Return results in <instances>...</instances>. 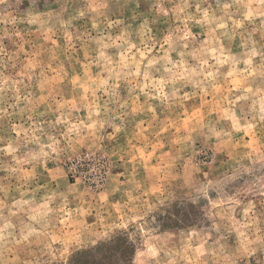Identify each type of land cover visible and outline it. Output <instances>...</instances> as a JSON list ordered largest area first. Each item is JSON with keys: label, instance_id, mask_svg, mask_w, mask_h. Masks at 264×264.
Returning <instances> with one entry per match:
<instances>
[{"label": "rangeland", "instance_id": "374dc122", "mask_svg": "<svg viewBox=\"0 0 264 264\" xmlns=\"http://www.w3.org/2000/svg\"><path fill=\"white\" fill-rule=\"evenodd\" d=\"M97 262L264 264V0H0V264Z\"/></svg>", "mask_w": 264, "mask_h": 264}, {"label": "trees", "instance_id": "16d2710c", "mask_svg": "<svg viewBox=\"0 0 264 264\" xmlns=\"http://www.w3.org/2000/svg\"><path fill=\"white\" fill-rule=\"evenodd\" d=\"M101 249H102V248L100 247V248H98L97 250L99 251V250H101ZM97 250H96V251H97ZM134 251H135V250L132 251L131 257H132V255L134 254ZM94 252H95V250H94V251H90V253H94ZM131 257H130V258H131ZM99 263H100V262H97V264H99ZM100 264H101V263H100Z\"/></svg>", "mask_w": 264, "mask_h": 264}]
</instances>
